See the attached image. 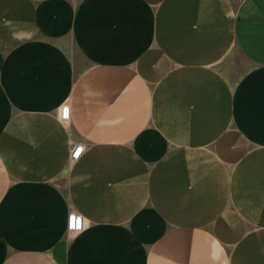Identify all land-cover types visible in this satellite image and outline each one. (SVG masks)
<instances>
[{"label": "crops", "instance_id": "1", "mask_svg": "<svg viewBox=\"0 0 264 264\" xmlns=\"http://www.w3.org/2000/svg\"><path fill=\"white\" fill-rule=\"evenodd\" d=\"M0 264H264V0H0Z\"/></svg>", "mask_w": 264, "mask_h": 264}, {"label": "built area", "instance_id": "2", "mask_svg": "<svg viewBox=\"0 0 264 264\" xmlns=\"http://www.w3.org/2000/svg\"><path fill=\"white\" fill-rule=\"evenodd\" d=\"M60 117L63 120H67L70 117V106L68 103H64L60 108ZM82 144H73L71 157L77 159L83 151ZM84 228V218L76 211H70L67 217V234L72 236Z\"/></svg>", "mask_w": 264, "mask_h": 264}]
</instances>
